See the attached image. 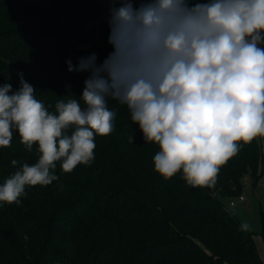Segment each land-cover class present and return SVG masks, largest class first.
I'll return each instance as SVG.
<instances>
[{"label": "trees", "instance_id": "1", "mask_svg": "<svg viewBox=\"0 0 264 264\" xmlns=\"http://www.w3.org/2000/svg\"><path fill=\"white\" fill-rule=\"evenodd\" d=\"M102 10L99 0H0V86L17 90L22 74L50 111L79 100L90 73L69 72L66 61L95 53L100 64L113 51L109 17L94 25ZM108 107L114 130L96 137L90 164L66 173L57 162L51 184L26 187L19 204L0 202V264H264L256 234L217 198L241 197L246 175L257 183L264 138L242 145L213 188H194L179 173H157L158 146L143 140L126 105L109 98ZM36 149L14 132L0 148V184L35 163ZM259 235L264 242V211Z\"/></svg>", "mask_w": 264, "mask_h": 264}, {"label": "clouds", "instance_id": "2", "mask_svg": "<svg viewBox=\"0 0 264 264\" xmlns=\"http://www.w3.org/2000/svg\"><path fill=\"white\" fill-rule=\"evenodd\" d=\"M111 3L113 51L100 64L95 53L66 61L69 72L90 73L79 100L60 99L50 111L22 74L17 90L0 86V148L18 132L38 153L0 184V202L19 204L26 187L51 184L57 162L66 173L90 164L96 137L114 130L109 98L158 146L155 171L179 173L194 188H213L242 145L264 138V0Z\"/></svg>", "mask_w": 264, "mask_h": 264}, {"label": "rangeland", "instance_id": "3", "mask_svg": "<svg viewBox=\"0 0 264 264\" xmlns=\"http://www.w3.org/2000/svg\"><path fill=\"white\" fill-rule=\"evenodd\" d=\"M102 5V14L99 16L94 25L98 26L104 19L109 17V0H99ZM259 139V138H257ZM244 191L242 197L244 202H239V197L229 198L220 194L217 195L218 200L224 205L225 209L230 212L237 220L249 222L252 227L248 232L256 234L254 237L258 254L264 263V242L259 235L262 231V212L264 211V169H261L260 178L254 184L249 175L243 179ZM236 202L235 207H231L230 203ZM258 234V235H257Z\"/></svg>", "mask_w": 264, "mask_h": 264}, {"label": "built area", "instance_id": "4", "mask_svg": "<svg viewBox=\"0 0 264 264\" xmlns=\"http://www.w3.org/2000/svg\"><path fill=\"white\" fill-rule=\"evenodd\" d=\"M245 200H244V198L241 196V197H239V202H244ZM230 206L233 208V207H235L236 206V202H231L230 203Z\"/></svg>", "mask_w": 264, "mask_h": 264}]
</instances>
